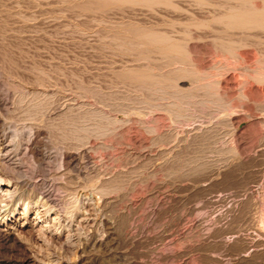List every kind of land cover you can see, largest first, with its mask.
Masks as SVG:
<instances>
[{
    "label": "rangeland",
    "instance_id": "374dc122",
    "mask_svg": "<svg viewBox=\"0 0 264 264\" xmlns=\"http://www.w3.org/2000/svg\"><path fill=\"white\" fill-rule=\"evenodd\" d=\"M182 6L184 11L96 8L86 0H0V134L16 133L22 147V170L16 172L11 160L4 168L30 188L24 175L31 174L33 160L25 148L34 124L44 132L42 167L58 172V209L67 207L73 190L82 198L94 194L100 206L102 181L114 185L105 212H91L92 222L75 231L70 244L29 231L17 242L0 234V264H33L30 252L41 264H264V101L243 105L239 97V83L264 66V33L198 29L190 17L207 20L214 9L185 1ZM132 22L186 45L188 58L176 65L193 73L183 74L182 92L124 76V66L164 75L172 68L155 53L141 57L120 39ZM222 40L234 42L239 53L250 51L249 61L221 52ZM215 63L226 67L221 71ZM31 101L42 104L38 116L27 110ZM80 126L100 131L86 139L84 130L74 132ZM68 150L81 153L69 170L61 161ZM33 184V190H45L41 170ZM101 228L108 231L105 244L86 247L87 231L100 241ZM78 257L83 262L75 263Z\"/></svg>",
    "mask_w": 264,
    "mask_h": 264
},
{
    "label": "bare ground",
    "instance_id": "6f19581e",
    "mask_svg": "<svg viewBox=\"0 0 264 264\" xmlns=\"http://www.w3.org/2000/svg\"><path fill=\"white\" fill-rule=\"evenodd\" d=\"M182 1L189 2V3L192 2L193 4H195L197 7L201 8V9L206 8V7L214 9L212 16H210L211 17L210 19L203 20V19H198L197 17H190L191 18L190 21H193L195 26L198 27V29L199 28L201 29V27H206V28L208 27V28L214 29L215 27L218 26V27L222 28L224 30V32H226V31L227 32L228 31L234 32V31L240 30L241 32L247 31V33H248L249 31L255 30L257 32L258 30H260L261 35H262V32L264 33V0H178V1L177 0H86L87 4L89 6L96 7V8H101V7L105 8L108 6H115V7H117V6L118 7L128 6L131 8L137 7V6H139V7L140 6L141 7L146 6V7H149L151 9H156L158 7H165V8H174V9H177L180 11H184V7L182 6ZM82 7H80V8H82ZM188 10H187V12H188ZM90 11H92V10H90ZM95 11H97V10H95ZM130 20H132V19H130ZM121 23H122V21H121ZM128 25L129 26H127L126 28L124 27V29L120 31V33H119L120 39L123 38V39H125L124 41H126V44L134 47L135 49L138 48L137 50L139 51V54L141 55V57L145 53H155L159 57L167 60L168 65L172 68H170L169 74L164 75L162 73H154L149 68H141V67L135 68L133 66H131V67L124 66L125 67L124 70L122 69L124 72V76H127L128 79L130 78V80L132 79V80L142 82V83H150L152 85L159 86V87H164V86L174 87V88H176L175 90H178L177 92H179V91L182 92L183 89L181 88L182 87L181 82L185 80V79L183 80V78H184L183 74L193 71V70H190L189 68H186L187 66L186 67H183V66L177 67V65H176L177 62H180L182 58H184L185 56L187 57L188 51L185 47L186 45H183L179 41L173 39L171 36H169L165 33H161V32H159L153 28H146V27H143V26H141L137 23H133V22L131 24H128ZM194 29H195V27H194ZM117 30H119V29H117ZM235 34H233V35H235ZM231 37H232V35H231ZM193 38H195V37L193 36ZM191 39H192V35H191ZM196 40H198V41L204 40V37L202 35H199L198 37H196ZM240 42H242V41H240ZM233 43L230 41L226 42V41L222 40V41H220L221 45H220L219 50H221V52H224V53L228 54L229 56L234 57L238 60H242L244 62L249 61L251 52L250 51H243V52L239 53V52H237V48ZM127 46H126V48H127ZM126 48H124V50ZM127 49H129V48H127ZM216 51H217V49H216ZM220 60H218V61H220ZM221 61H223V60H221ZM217 63H215L213 65H215L216 68H220V70H221V68L226 67V65L224 67V65H220ZM260 64H261V62H260ZM193 67H194V65H193ZM262 67L263 68H261V69L258 68L257 70L253 71V73L249 74L247 79H245L239 83V88H240V96L239 97H240V100H241L243 105H247L250 102L264 101V66H262ZM191 69H193V68H191ZM221 71H223V70H221ZM171 72H173V74H174L173 76L171 75L172 74ZM200 75L201 74H199L198 77ZM206 76H208V75H206ZM124 78H122V79H124ZM196 78H197V76H196ZM197 79H199V78H197ZM190 81H191V78H190ZM255 81L257 83H259V85H260L258 88L254 84ZM198 85H197V87H198ZM174 88H173V91H174ZM184 89H185V87H184ZM190 91H191V89H190ZM151 92H152V90H151ZM170 92H171V90H170ZM191 92H193V91H191ZM186 96L184 97L182 95V97H184V98H186ZM15 98H17V97H15ZM179 99H181V98H179ZM15 100L17 101V99H15ZM19 100L22 102V100H23L22 97ZM179 102H180V100H179ZM211 102H213V101H211ZM182 103H183V101H182ZM17 104H15L16 107H17ZM165 104H167V103H165ZM170 106L168 105V107H170ZM178 106H180V105H177V107ZM178 108H180V107H178ZM41 109H42L41 102H32L31 101L27 107L28 112L32 113L34 116H38L41 112ZM160 109L162 110V108H160ZM164 109H166V108L164 107ZM178 110H180V109H178ZM175 111H177V110H175ZM182 111H183V108H182ZM179 112L177 111V113H179ZM177 113H176V115H178ZM64 114H65V112H64ZM174 114H173V116H174ZM179 116H180V114H179ZM183 117H184V115H183ZM107 119H109V118H107ZM118 121H120V120H118ZM71 125L73 126V124H71ZM82 125H85V124H82ZM98 126L93 127V128L91 126L90 127H87V126L83 127L82 126L83 128L80 126L79 128L78 127L75 128L76 131L74 129V132H75V134H78L80 131L84 130L85 134H84V136L83 135L82 136L84 138L86 137V139H88L89 136L93 137L94 135H92V134H96L97 132L100 131V128ZM111 126H113V125H111ZM29 127H30V131L28 134V141L26 143L25 152H27L30 155V157L32 158L33 168L31 169L32 172H30L31 174L29 176L24 175V177H26V183L30 187L27 189H23V187L20 185V181H17L15 179V177L13 175L16 173H14L12 175L10 171H6V169L4 168L5 165L3 166L4 163H8V162H5L6 160H11V161H14V163H16V164L12 163L14 165V170L16 172H20L22 170V169H20L21 166H18V165H21V163H20L21 161L19 160V157H20V152H21V148H22V147L21 148L19 147V145H21V144H19L18 136L15 135L16 133L13 135L12 138L6 132L3 134H0V234H2L6 240H12L14 242H17L23 233L29 231L30 233L31 232L37 233L36 236L38 235V237H41L46 241L47 240H49V241H56V240L62 241L63 239H65L66 242L70 244L73 240V237L75 234L74 232L77 231L80 227L82 228V225L88 226V225H90V222H92L91 221V212H93V211L94 212L95 211L103 212L107 208V206L110 202L109 201L110 190H111V188L112 189L114 188L113 187L114 185L112 183H110L111 185H109L108 181L105 180L106 178L103 180L106 182L102 181V184H101V186H99V190H98V193H100V196H99L100 206H98L96 204V198H95L94 194H90L86 198H82L76 193L75 190H73L70 193V197L67 200L68 201L67 207L63 211L58 209L55 205V196H54L55 195L54 192L57 188L56 186H58L57 184L54 183V180H55L54 177L57 175L58 172L53 173L54 171H50L49 169L43 168L41 159L38 158L40 155L38 148L41 145V139L40 138L44 133L43 129L41 127L34 126V124L31 126L29 125ZM112 131H114V130H112ZM194 131H192V132H194ZM74 132H72V133H74ZM84 132H82V133H84ZM200 132H199V134H200ZM208 132H209V130H208ZM195 133H196V131H195ZM62 136H63V134H62ZM78 138H80V136ZM192 138H193V136H192ZM92 139H94V137ZM100 140H102V139H100ZM97 145H98V143H97ZM112 145H113V143H112ZM87 146H88V144H87ZM89 148H90V146L88 147V149ZM106 148H108V147H106ZM88 151L85 150L83 155H87ZM80 154L81 153H75V152L69 151V150L62 152L61 161H62V165L65 167V169L69 170L72 166L79 164L80 160H81V159H79ZM173 158H174V156L172 157L171 160H175ZM166 164H168V162ZM204 164H206V163H204ZM8 166H10V165H8ZM14 170H11V171H14ZM36 170H41V181H42L44 188H45L44 191L43 190L42 191H35L32 188L34 186L33 176H34ZM98 175L101 176L102 174L99 173ZM117 189H118V187H117ZM113 192H114V190H113ZM22 205H24V208L21 212H19L20 206H22ZM1 209H3V210L1 211ZM33 214H35V215H33ZM104 222L105 221L101 222L103 227H105V224H106ZM84 228H86V227H84ZM102 232L104 233V232H108V231L102 229ZM106 236L107 235L105 233L102 234L101 239L99 241V239H97L98 237L94 236V234H92L89 230V231H87V236H85L84 239L82 237L81 238L84 240L85 246L90 247L92 245L93 246L97 245L98 242L100 243L99 244L100 246L104 245L105 240H106ZM18 246H19V244H18ZM30 248H29V250H30ZM84 249H85V247L83 248V250ZM30 254H32V256L27 254L28 256H30L28 258L29 261H31L33 264H41L40 259L38 261L37 259L34 258L33 252H30ZM83 259L84 258H82V257H78V259L76 260L77 262H75V263H78L79 260L81 263V262H83ZM29 264H31V263H29ZM49 264H67V263L62 262V260H59V261L51 260Z\"/></svg>",
    "mask_w": 264,
    "mask_h": 264
}]
</instances>
